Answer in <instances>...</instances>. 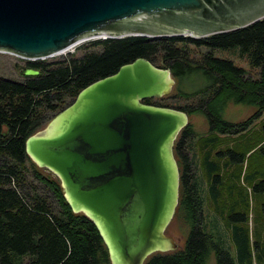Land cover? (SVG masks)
Returning <instances> with one entry per match:
<instances>
[{"label": "trees", "instance_id": "trees-1", "mask_svg": "<svg viewBox=\"0 0 264 264\" xmlns=\"http://www.w3.org/2000/svg\"><path fill=\"white\" fill-rule=\"evenodd\" d=\"M90 46L78 58L25 62L21 74L32 69L39 71L38 76L23 75L19 82L0 78V264H111L96 227L83 213L70 209L58 178L31 161L25 142L45 129L86 86L140 58L169 69L175 80L169 95L143 104L188 116L173 146L180 176L173 219L186 228L185 242L181 249L150 255L144 264H208L210 258L214 264H236L218 235L223 231L239 244L238 262L252 264L248 216L234 212L239 202L220 206L218 200L221 196L232 200L238 190L244 202L241 179L252 193L264 194V181L255 182L263 174L257 170L249 174L247 166L240 174L230 173L229 166L242 164L245 154L220 152V145L227 135H242L264 111V19L201 39L128 36L95 40ZM226 51L257 69L258 77L219 56ZM229 104L256 110L244 121L229 122L223 118ZM192 115L204 117L206 134L194 132ZM254 149L246 154L253 151L250 157ZM222 155L229 160L217 163ZM242 221L246 227L239 226Z\"/></svg>", "mask_w": 264, "mask_h": 264}, {"label": "water", "instance_id": "water-1", "mask_svg": "<svg viewBox=\"0 0 264 264\" xmlns=\"http://www.w3.org/2000/svg\"><path fill=\"white\" fill-rule=\"evenodd\" d=\"M262 19L264 0H0V53L43 60L88 39H201ZM174 85L169 69L136 59L86 86L25 142L31 161L58 178L70 209L96 227L111 264H144L177 249L165 230L179 197L173 146L188 116L143 104Z\"/></svg>", "mask_w": 264, "mask_h": 264}, {"label": "rangeland", "instance_id": "rangeland-1", "mask_svg": "<svg viewBox=\"0 0 264 264\" xmlns=\"http://www.w3.org/2000/svg\"><path fill=\"white\" fill-rule=\"evenodd\" d=\"M95 40H101V39H88L83 42H80L79 44L72 46L68 49V51L57 54L53 57L43 59L41 61H47V62H55L59 61L65 57L73 56V57H81L85 50H88L91 48V44ZM95 49V48H94ZM91 50V49H90ZM88 50V51H90ZM237 53V52H236ZM219 56L228 58L232 60L237 66L242 67L247 71V74L252 78L258 77V70L257 69H251L249 67V64L241 58H238L236 54L233 51H226V52H219ZM25 67V62L20 60L17 57L8 55V54H2L0 53V78L11 80L15 82H19L24 79L23 75L21 74L23 71V68ZM255 108L253 107H247V106H241V105H234L229 104L226 107V110L224 112L223 118L229 122H241L249 117H251L255 113ZM190 123L193 126L194 132L197 135H204L208 132L207 124L203 116L201 115H192L189 118ZM248 130H246L242 135H235V136H225L222 144L220 145V152H223L225 150H231L236 151L241 155L245 154L244 162L242 164H233L229 166V172H240L244 171L246 166L248 168L249 174L251 172H255L256 170L258 173L262 172V177H258L255 182L264 181V111L261 113L259 117L254 119L252 123L247 127ZM252 148H255L256 152H254L250 157L249 154H246V152ZM224 159L226 161L229 160L228 156L222 155L218 158L217 163L222 164ZM249 162V164H248ZM235 189H237L238 185H235L233 183L234 181H230ZM240 183L243 186L244 189V202L240 200V196L238 194V190L235 191V198L232 200L223 199L222 196L218 200L220 202V206H222L223 203H230L235 202V213L238 214H244L245 216H248V226H249V253H250V259L252 261V264H264V211L262 210V203H264V194L262 192H251L249 185L247 182L243 181L241 179ZM220 186H223V181ZM205 189V187L203 188ZM248 196V198H247ZM223 197H225V192L223 191ZM249 201V209L245 207L246 201ZM205 203V200H204ZM205 211V208H204ZM239 226L246 227L245 221H242L239 223ZM166 236L173 239L176 244L177 248L181 249L184 245L187 230L186 228L182 227L175 219H172L168 227L166 228L165 232ZM219 237L225 242V249L230 252L232 257L235 258L236 264H240L238 262V251H239V244L231 242L228 240V232L226 235L224 234V231L222 234L218 233ZM25 263H28V260L25 259ZM208 264H214L213 258H210Z\"/></svg>", "mask_w": 264, "mask_h": 264}, {"label": "built area", "instance_id": "built-area-1", "mask_svg": "<svg viewBox=\"0 0 264 264\" xmlns=\"http://www.w3.org/2000/svg\"><path fill=\"white\" fill-rule=\"evenodd\" d=\"M15 57V56H14ZM20 60H22V61H24V62H34V61H41V60H29V61H27V60H24V59H21V58H19Z\"/></svg>", "mask_w": 264, "mask_h": 264}, {"label": "bare ground", "instance_id": "bare-ground-1", "mask_svg": "<svg viewBox=\"0 0 264 264\" xmlns=\"http://www.w3.org/2000/svg\"><path fill=\"white\" fill-rule=\"evenodd\" d=\"M66 51H68V50H65L64 52H66ZM64 52H61V53H59V54H62V53H64Z\"/></svg>", "mask_w": 264, "mask_h": 264}]
</instances>
